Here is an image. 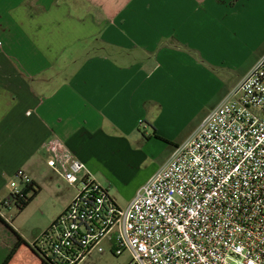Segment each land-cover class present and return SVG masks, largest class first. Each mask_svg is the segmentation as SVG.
<instances>
[{"label":"crops","instance_id":"obj_1","mask_svg":"<svg viewBox=\"0 0 264 264\" xmlns=\"http://www.w3.org/2000/svg\"><path fill=\"white\" fill-rule=\"evenodd\" d=\"M263 48L264 0H0V196L17 169L38 193L44 173L63 179L45 162L54 137L90 173L116 148L162 149L153 174ZM191 95L204 103L179 131ZM18 235L0 244L15 246L5 264H41Z\"/></svg>","mask_w":264,"mask_h":264},{"label":"built area","instance_id":"obj_2","mask_svg":"<svg viewBox=\"0 0 264 264\" xmlns=\"http://www.w3.org/2000/svg\"><path fill=\"white\" fill-rule=\"evenodd\" d=\"M44 150L75 194L30 243L39 259L80 264L107 243L127 264H264V48L124 207L62 140ZM31 181L13 173L0 216Z\"/></svg>","mask_w":264,"mask_h":264},{"label":"rangeland","instance_id":"obj_3","mask_svg":"<svg viewBox=\"0 0 264 264\" xmlns=\"http://www.w3.org/2000/svg\"><path fill=\"white\" fill-rule=\"evenodd\" d=\"M240 55L244 57L238 62L236 69L229 71L230 75H234L236 72L241 71L246 65L247 53L240 52L239 56ZM198 103H202L201 98L195 97L194 95H191L182 102L177 116V127H179V131L193 119L196 107L199 105ZM143 126H146V123H143ZM175 130H177V128ZM163 153L164 150L162 149H159L153 154L149 151V148L132 147L127 151V149L120 147L111 150L105 157L96 160L90 165L89 169L101 183L107 186L110 195L116 203L124 207L136 191V188L145 182L152 171L157 168L156 166L163 157ZM45 175L46 173H44V178L40 185V192L24 207V209L18 211L17 207L12 205L5 217L6 222L9 225L12 223L16 228L15 231H18V234H22L28 240H33L39 232L49 225L53 217L59 214L57 211L60 209L59 206L61 203L74 192V189L64 182L63 179H49V177ZM49 220L50 222H48ZM13 237L14 235L11 231L0 223V244L2 242L8 243ZM103 246L105 248L104 252L99 253L93 251L80 264L128 263L129 254L127 252L113 255L109 252L107 243H103ZM6 250H8V252L6 251L5 253L0 250V262H2L4 258L7 259V257H10V248ZM9 259H11V257Z\"/></svg>","mask_w":264,"mask_h":264},{"label":"trees","instance_id":"obj_4","mask_svg":"<svg viewBox=\"0 0 264 264\" xmlns=\"http://www.w3.org/2000/svg\"><path fill=\"white\" fill-rule=\"evenodd\" d=\"M39 191V187L36 186L32 181L31 184L26 187L21 195L17 198V200L15 201L14 206L17 207L18 211H21L22 209H24V207L36 196V194ZM30 193V194H29ZM0 222L4 223L5 225H7V223L5 222V220L0 216ZM12 230V228H10ZM12 232L14 233V235L16 236V243H19L21 240L20 236L14 231L12 230ZM15 247V246H14ZM14 247H12L11 249V253L14 250ZM10 253V254H11ZM10 256V255H9ZM41 264H52L49 261L43 260L40 258ZM0 264H5V261H3Z\"/></svg>","mask_w":264,"mask_h":264}]
</instances>
